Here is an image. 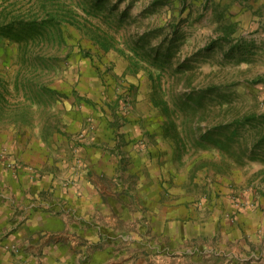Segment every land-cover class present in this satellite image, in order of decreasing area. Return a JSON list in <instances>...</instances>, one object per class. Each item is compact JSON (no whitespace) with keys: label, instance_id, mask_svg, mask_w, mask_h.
<instances>
[{"label":"rangeland","instance_id":"374dc122","mask_svg":"<svg viewBox=\"0 0 264 264\" xmlns=\"http://www.w3.org/2000/svg\"><path fill=\"white\" fill-rule=\"evenodd\" d=\"M2 133L6 169L36 143L264 217V0H0Z\"/></svg>","mask_w":264,"mask_h":264},{"label":"crops","instance_id":"0c3cea01","mask_svg":"<svg viewBox=\"0 0 264 264\" xmlns=\"http://www.w3.org/2000/svg\"><path fill=\"white\" fill-rule=\"evenodd\" d=\"M28 147L18 169L0 158V264H264L257 210L222 198L197 211L191 194L166 197L155 179L117 182L109 161L60 176Z\"/></svg>","mask_w":264,"mask_h":264}]
</instances>
